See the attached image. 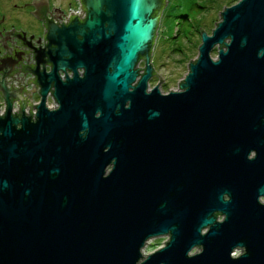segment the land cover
<instances>
[{
  "label": "water",
  "instance_id": "water-1",
  "mask_svg": "<svg viewBox=\"0 0 264 264\" xmlns=\"http://www.w3.org/2000/svg\"><path fill=\"white\" fill-rule=\"evenodd\" d=\"M75 1L66 24L48 0L13 6L35 8L44 47L0 33V264H264V0L200 29L165 94L148 89L165 0Z\"/></svg>",
  "mask_w": 264,
  "mask_h": 264
},
{
  "label": "rangeland",
  "instance_id": "rangeland-1",
  "mask_svg": "<svg viewBox=\"0 0 264 264\" xmlns=\"http://www.w3.org/2000/svg\"><path fill=\"white\" fill-rule=\"evenodd\" d=\"M204 1L165 0L157 36L155 37L151 52V64L154 69V77L149 81L148 89H153L155 86H158L162 94L178 90V84L183 81L187 74L189 62L197 58L200 35L197 34L195 17L201 10L196 5ZM21 3L19 0H0V14L6 15V18L25 19L26 15L23 14L17 13L19 17L11 15L14 11L19 12V9L14 8L12 5H20ZM74 3L73 0H69L68 5L72 4L75 6ZM219 13L221 12L219 11L217 13L215 10H212L209 13L202 14L204 18L203 25L200 28L202 32L211 34L214 25L219 20ZM33 26H35V29L32 31V34L35 36L41 34L40 24L37 23ZM179 50L185 53V55L180 54ZM214 56L215 52L213 53ZM139 68L143 69L142 63ZM167 240V237H163L148 241L142 250L143 254L148 255L162 248L164 246L163 243L167 242ZM196 252H198L197 249L192 251V253Z\"/></svg>",
  "mask_w": 264,
  "mask_h": 264
},
{
  "label": "flooded vegetation",
  "instance_id": "flooded-vegetation-1",
  "mask_svg": "<svg viewBox=\"0 0 264 264\" xmlns=\"http://www.w3.org/2000/svg\"><path fill=\"white\" fill-rule=\"evenodd\" d=\"M19 1L22 2L20 5L13 4L12 6L22 7L24 4H32V0H19ZM34 1L38 2L39 0H34ZM73 1L75 2V0H73ZM68 3H69V0H48V4H47L48 12L51 13V16H54V15L59 16L60 14H54V9L59 10L63 14V12L65 10H67L69 7H73L72 4L68 5ZM66 5H68V6L65 8H62ZM74 5H75V3H74ZM17 7H14V8H17ZM17 9H19V12L14 11V12H12L11 15H13L14 17H19L17 15V13H19V14L26 15V18L25 19H22V18L16 19V18H11V17L6 18V15L0 14V21L2 20V16H3V20L0 23L1 36L4 37V32H10L11 29H14L15 32H19V30H20L22 33H25V37H26L27 42H29V39H28L29 36H33V39L35 41H38V37H39V39H41L43 36V32H44V27L41 26L42 21L36 19L32 14H28V12H34L35 8L33 6H24L23 8H17ZM51 10H52V12H51ZM49 13H46V18L50 20L51 17L49 15ZM37 23L40 24L42 32L38 36H35L32 34V31H34V29H35V26H33V25L37 24ZM9 38H12V35H9ZM0 40H1V37H0ZM35 41H33V40L30 41L31 44H33L32 47L38 48L39 46L36 44ZM13 42H16V44H13L14 47L18 48L19 50H24V46L19 45V43H20L19 40H16V38H13ZM40 42H41V47H43L42 46V40H40ZM11 45H12V42L6 40L7 48L12 49ZM26 50H28L27 47H25V51ZM5 52H6V50H4L3 47H0V57H2V55L5 54ZM141 63L143 64V68H144V62L143 61H141L139 63L138 67L140 66ZM45 69H46V71H48V67H46ZM60 73H62V72H59V74ZM140 74H143V70L140 71ZM153 77H154V75L152 76V78ZM0 80H1V76H0ZM34 95L36 96L37 94H34ZM157 239H159V238H157Z\"/></svg>",
  "mask_w": 264,
  "mask_h": 264
},
{
  "label": "built area",
  "instance_id": "built-area-1",
  "mask_svg": "<svg viewBox=\"0 0 264 264\" xmlns=\"http://www.w3.org/2000/svg\"><path fill=\"white\" fill-rule=\"evenodd\" d=\"M79 8H80V3L78 1H75V6L69 7L62 14L66 19L63 16H60L61 20L56 18L57 22L66 24L67 23L66 20H69L70 14L76 15V13H77V17L79 15H82L81 18H83L84 17V13L82 14V12H81V10ZM56 20H53L55 24H56ZM43 36H44V34H43ZM43 36H42V38L40 40H42V46L44 47L45 42H43ZM26 51H28V50H26ZM25 60H27V56H25ZM29 61L32 62V64L34 63V61H32V54L31 53L29 54ZM23 65H26V61H23ZM48 71H49V68H48ZM79 72L81 73L80 70H79ZM66 74L71 75L69 72H67ZM59 75H60L61 79H64V73H60ZM22 76H23V73L20 72L18 74V77L22 78ZM33 78L34 77L32 75L25 74V77H24V80L22 81V83L25 84L27 79H33ZM10 80H12V78L5 77V81L6 82H8ZM16 83H18V82L17 81H14V82L12 81V85L15 86V88H18V85H16ZM32 86H33V84L25 86V90L26 91H30L32 89ZM6 87L9 89L10 88L9 84H6ZM35 91L36 92H33L32 96H31L32 106L38 105L39 102H40V97H39V94L37 93V92H39V88L37 87ZM34 94H37V95L35 96ZM23 97H25V94H23ZM1 104H3V105L0 106V116H2L4 114L5 107H6V105H5V103H4V101L2 99H0V105ZM45 105H46V107L49 110H54V109H56L58 107L57 103H54L53 97L51 95H47L46 96ZM18 110H19V106L16 105V102H13L12 103V108H11V113L14 115V113H18ZM28 111H29V108L23 109V112H24V114L26 116H29ZM31 113H32V117L34 118V115L36 113V109L32 108L31 109Z\"/></svg>",
  "mask_w": 264,
  "mask_h": 264
},
{
  "label": "trees",
  "instance_id": "trees-1",
  "mask_svg": "<svg viewBox=\"0 0 264 264\" xmlns=\"http://www.w3.org/2000/svg\"><path fill=\"white\" fill-rule=\"evenodd\" d=\"M237 1L238 0H205L203 3L196 5L201 10L196 14V17H195V23L197 25V31H198L197 34H199V35L201 34L200 28L203 25V20H204V18L202 17L203 13H209L212 10H215L217 13L219 11L221 12L224 8L232 6ZM219 15H220V13H219ZM184 16H186V15H184ZM218 22H219V20L217 21V23ZM215 26L216 25H214V27ZM191 35L194 36L193 34H191ZM179 51H180V54L185 55V53H183L181 50H179ZM194 61H192V62H194ZM187 70H188V67H187Z\"/></svg>",
  "mask_w": 264,
  "mask_h": 264
}]
</instances>
